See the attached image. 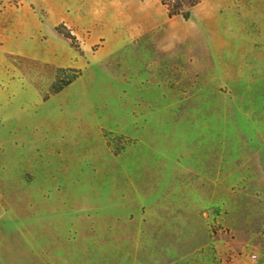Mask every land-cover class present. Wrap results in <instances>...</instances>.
Instances as JSON below:
<instances>
[{
	"label": "rangeland",
	"instance_id": "1",
	"mask_svg": "<svg viewBox=\"0 0 264 264\" xmlns=\"http://www.w3.org/2000/svg\"><path fill=\"white\" fill-rule=\"evenodd\" d=\"M256 179L264 0H0V264H264Z\"/></svg>",
	"mask_w": 264,
	"mask_h": 264
},
{
	"label": "crops",
	"instance_id": "2",
	"mask_svg": "<svg viewBox=\"0 0 264 264\" xmlns=\"http://www.w3.org/2000/svg\"><path fill=\"white\" fill-rule=\"evenodd\" d=\"M77 16H78V14H76ZM65 18V17H64ZM81 19V18H80ZM61 20H63L62 18L60 19V21ZM75 56V55H74ZM77 61H78V59L77 60H75V62L77 63ZM69 67H71V65L69 66ZM63 68V67H62ZM64 68H67V67H64ZM57 68H55V70H56ZM263 181L264 180H261V182H259V180L258 179H256V187H258L259 188V190H258V192L260 193V194H262V203L264 204V192H263V190H262V188L261 187H263V185H264V183H263ZM262 185H261V184ZM195 216L194 217H196V220H193V224H194V226L196 225V228L193 230V233L194 234H198V230H199V212H198V210L196 209V211H195V214H194ZM130 217L132 218V216L130 215ZM78 230V232H80L81 233V230L82 229H77ZM181 231H182V229H181ZM233 250V249H232ZM233 251H236V250H233ZM218 254H220V251L218 250V252H217ZM229 254H230V252H229V250H227L226 249V254L225 253H223V255H221L222 257H220V256H218V258H217V261H219V264H249V261H247V257H244V256H239L238 254H236V256L237 257H234V256H231L232 258H231V260H229L228 259V256H229ZM52 259L54 260L53 261V263H57L56 262V259H57V257L55 256V255H53L52 256Z\"/></svg>",
	"mask_w": 264,
	"mask_h": 264
},
{
	"label": "trees",
	"instance_id": "3",
	"mask_svg": "<svg viewBox=\"0 0 264 264\" xmlns=\"http://www.w3.org/2000/svg\"><path fill=\"white\" fill-rule=\"evenodd\" d=\"M159 1L163 6L167 8L169 18L174 16H180L185 20L189 18L190 11L197 5V0H159ZM70 83L71 82H68L65 85H68Z\"/></svg>",
	"mask_w": 264,
	"mask_h": 264
}]
</instances>
